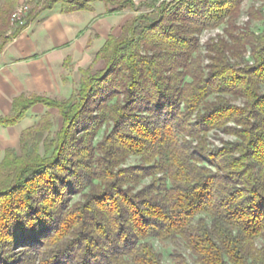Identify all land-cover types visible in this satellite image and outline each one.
Segmentation results:
<instances>
[{"label": "trees", "instance_id": "trees-1", "mask_svg": "<svg viewBox=\"0 0 264 264\" xmlns=\"http://www.w3.org/2000/svg\"><path fill=\"white\" fill-rule=\"evenodd\" d=\"M17 1L4 0L0 6V52L25 26L8 33ZM91 1L43 4L47 8L61 2L64 10L73 11L90 8ZM103 1L117 6L110 12L135 5L134 0ZM241 1H153L150 14L157 17H136L120 36L111 35L94 62L81 69L79 85L69 98L17 100L14 114L0 118V124H14L28 107L43 102L57 108L64 121L57 138L41 141L42 152L37 132L49 129L47 113L22 133L21 153L10 149L0 160V264L28 262L31 256L18 260L15 246L33 247L32 241L50 226L42 239L59 243L78 232L83 219L101 241L77 236L63 246L64 252L56 246L67 254L68 264H126L127 257L135 264H162L153 245L144 242L150 237L183 238L199 264H264V174H255L256 168H264V94L259 93L264 83V30L232 32L233 45L224 40L211 43L207 76L193 58L197 35L231 19ZM32 16L33 12L28 19ZM143 41L150 55L142 54ZM247 46L254 63L232 64V56L244 59ZM100 61L103 67L95 68ZM166 72L170 75L164 76ZM216 92V100L209 101ZM224 94L243 97L244 105L233 104ZM92 107L96 114L91 118ZM86 116L91 118L86 129L114 124L98 146L104 154L96 160H87L90 147L70 141L71 130L82 128ZM230 121L241 127L235 132L241 141L209 153L217 163L215 172L195 161L186 138L180 140L184 129L195 136ZM130 154L153 165L134 168L133 173L115 171ZM145 170L151 175L163 171L164 176L133 193L126 184ZM85 172L105 183V190L59 216L64 193L89 182ZM81 243L85 248L79 254L74 248ZM58 255L59 251L51 252L39 264H51ZM176 264L190 263L178 256Z\"/></svg>", "mask_w": 264, "mask_h": 264}, {"label": "rangeland", "instance_id": "rangeland-1", "mask_svg": "<svg viewBox=\"0 0 264 264\" xmlns=\"http://www.w3.org/2000/svg\"><path fill=\"white\" fill-rule=\"evenodd\" d=\"M4 0H0V6ZM28 1L31 9L28 13V16L26 18V21L29 18V15L34 12V11H40L44 6L43 1L44 0H18L17 4L24 3ZM49 1V0H45ZM157 2V4H160L162 1H170V0H134V7L133 9L131 8H126L123 9L120 12H117V16L114 19V24L110 26L111 30L114 31L117 35L120 36L122 33V24L125 25L126 23L130 22L131 20H134L136 17H143L145 15H148V17H157V13H151L153 10L152 2ZM106 4H111V8H114V5L112 3H107ZM62 3L58 4V9L60 8ZM16 9V8H15ZM14 9V10H15ZM14 12V11H13ZM12 12V13H13ZM87 22V19H86ZM143 23V22H141ZM90 26H86L85 31L89 30ZM15 29L14 26L10 23V29H9V34L13 32ZM251 30L256 33H260L264 30V0H242L240 3L239 10L236 14H234L231 19L225 20L223 24L217 27H212L203 30L197 35V38L199 40L197 50L193 54V58H195L196 62V67L200 69L201 73H203L204 76H207L211 72V64L212 61L210 59V52H209V45L211 43H216L220 40H224L229 44H234L232 41V38L230 37V34L233 32L235 34H238L239 32H242L244 30ZM146 42L143 41L141 42V47L140 49L142 50V54L149 55L152 53L151 51L145 50ZM231 55V54H230ZM248 61L250 64L254 63V60L252 59L251 55V50L250 46H247L245 52H244V59H241V57H234L232 56L230 58V61L232 64H238V65H244L243 61ZM87 61V60H86ZM90 65L86 66L89 67ZM95 68H101L103 67V62L100 61L96 65H93ZM182 71V69H180ZM170 72H166L164 76H169ZM187 80H191V78H187ZM78 86V85H77ZM77 87H72L69 88V90L64 91L63 94L61 95H55V98L58 99H66L68 98L72 91H74ZM123 88V87H122ZM259 93L264 94V83L259 84ZM219 96V94L216 92L214 93L213 96L209 98V101H215ZM223 96H226L230 102L233 104L243 106L244 105V98L243 97H238L232 94H224ZM122 97V95H121ZM123 98V97H122ZM51 114L49 113V116H47V122L49 124V129L48 126L47 128L42 129V131L37 132L40 143V148L41 151H44V144H42L41 141L45 139V137L49 138H57V132L61 130L64 126V121L59 113L58 109L53 108L51 109ZM91 113V118L92 116L94 117L96 114V111L94 110V107L90 110ZM95 112V113H94ZM40 112L39 110L33 114V117H39ZM86 116V119H84L85 125L82 126L80 129H72L71 132H73V136L70 138L72 143H74L75 146H87L91 148V154L88 155L89 160L91 157H93L94 160L97 158L101 157L104 153H102L98 148V146L105 141L106 137L110 135L112 129H113V122H107V123H102L98 127H92L86 129L89 125L90 119ZM197 118H193L191 122H195ZM40 121V119H39ZM38 121V122H39ZM36 121V124L38 123ZM35 124V125H36ZM241 128L238 126L235 122L230 121L228 124L224 127L220 128H214L208 131H203L199 132L195 136H190L188 134H185V132H188V129H184L185 132H181L179 137L180 140L183 141V138H186L189 142L190 148H191V154L194 156V159L196 162L199 164L206 165L210 167L214 172L217 170V163H214V161L211 159L209 156L212 151L221 149L222 147H225L229 143H236L240 142L241 139L240 137L235 133L237 132V129ZM39 128L36 129V131ZM196 130H202L201 128H197ZM19 153H21L20 147L17 150ZM101 152V153H100ZM96 153V156H93V154ZM95 157V158H94ZM121 163H118L117 166L114 167V170H130V172H135L133 170L134 168H140L142 169L143 167H148L149 164L148 162L145 161L144 158H142L140 155L136 154H130L123 158ZM154 173V172H153ZM264 174V168L261 170L259 168L255 169V174L260 175ZM141 176L137 177L136 180L134 181H129L126 185L132 190L133 193H137L140 190H142L144 187L150 185L154 178H160L164 176V172H157L154 174H150L149 172L147 173L146 170L143 173H140ZM83 177H86L87 180L85 182L89 181L86 183V185H76L71 189L70 191H66L64 193V202L62 203V206L60 208V213H58L59 216L64 214L67 209H73L74 207H80L85 202L88 200V198L91 195H94L96 192H99V190L102 187H105L104 184L102 183L101 180L97 179H91L90 174L88 173H82ZM169 182V181H168ZM170 183V182H169ZM125 185V187H127ZM105 190L104 188H102ZM93 192V194H92ZM74 208V209H75ZM100 210V209H99ZM60 218V217H59ZM78 228V232L75 233H70L69 235L66 236V238L59 243H55L53 240H44L42 239V235L46 234L47 230L52 228V226L48 227V229L43 230L41 232L40 238L34 239L32 242L36 243L33 247H27L23 244L15 246L16 253L18 256V260L22 259L26 255V257L31 256L32 258L28 262H24L23 264H39L43 258L47 259L48 255L51 252L54 251H59L58 257L51 261V264H68L67 259H65V256L67 254L61 253L64 252L62 249L63 246L66 244H72L75 239L78 238H83L85 236H93L95 238L94 240L98 242L101 241V235L97 234L91 227L85 226L84 225V219ZM83 224V225H82ZM136 239L134 240V243H136ZM144 242H147L155 248L157 253L160 255L162 264H176L178 256H182L186 259V261L190 264H199L197 261V258L192 255L188 247L186 246L185 240L181 237H177L175 239H167L163 240L158 237H150L144 240ZM85 244V242H83ZM81 243L80 245L78 244V248H74V250L79 254L84 252L85 245ZM23 247H22V246ZM122 245V244H118ZM56 246L61 247V252L59 249L56 250ZM123 246V245H122ZM103 248H106V246H103ZM20 250V251H19ZM56 253V252H55ZM25 259V258H24ZM28 260V258H26ZM25 259V260H26ZM126 264H135L132 261L131 257L126 258ZM105 263V261H103ZM109 263V262H108ZM106 263V264H108ZM109 264H113L110 263Z\"/></svg>", "mask_w": 264, "mask_h": 264}, {"label": "crops", "instance_id": "crops-1", "mask_svg": "<svg viewBox=\"0 0 264 264\" xmlns=\"http://www.w3.org/2000/svg\"><path fill=\"white\" fill-rule=\"evenodd\" d=\"M104 2L93 0L88 4L90 8L73 11L64 10L63 4L58 9V2L33 12L0 52V118L14 114L17 100L27 103L36 97L58 99L54 96L78 87L81 69L94 62L111 35H117L110 28L118 14L110 10L117 6L111 8ZM87 25L90 27L85 31ZM51 109L37 102L14 124H0V160L7 150L19 149L22 133L51 114ZM38 110L39 117H33Z\"/></svg>", "mask_w": 264, "mask_h": 264}, {"label": "built area", "instance_id": "built-area-1", "mask_svg": "<svg viewBox=\"0 0 264 264\" xmlns=\"http://www.w3.org/2000/svg\"><path fill=\"white\" fill-rule=\"evenodd\" d=\"M31 9L29 2H24L16 7L11 15V24L14 27L22 26L26 24V18Z\"/></svg>", "mask_w": 264, "mask_h": 264}]
</instances>
